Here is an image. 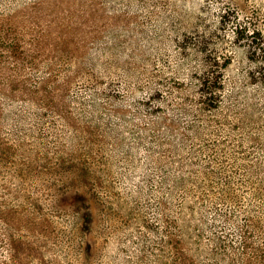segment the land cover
<instances>
[{
  "label": "rangeland",
  "instance_id": "obj_1",
  "mask_svg": "<svg viewBox=\"0 0 264 264\" xmlns=\"http://www.w3.org/2000/svg\"><path fill=\"white\" fill-rule=\"evenodd\" d=\"M0 264H264V0H0Z\"/></svg>",
  "mask_w": 264,
  "mask_h": 264
}]
</instances>
